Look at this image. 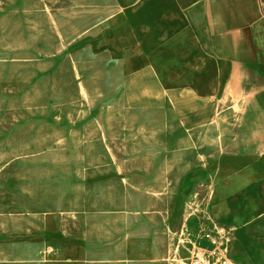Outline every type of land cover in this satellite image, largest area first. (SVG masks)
I'll return each mask as SVG.
<instances>
[{
  "label": "rangeland",
  "instance_id": "rangeland-1",
  "mask_svg": "<svg viewBox=\"0 0 264 264\" xmlns=\"http://www.w3.org/2000/svg\"><path fill=\"white\" fill-rule=\"evenodd\" d=\"M120 3L0 0V264H264L201 180L240 120L180 130Z\"/></svg>",
  "mask_w": 264,
  "mask_h": 264
},
{
  "label": "crops",
  "instance_id": "crops-1",
  "mask_svg": "<svg viewBox=\"0 0 264 264\" xmlns=\"http://www.w3.org/2000/svg\"><path fill=\"white\" fill-rule=\"evenodd\" d=\"M116 1L141 2V61L156 66L151 81L180 130L240 120L231 133L241 143L223 144L201 180L213 189V221L264 241V0Z\"/></svg>",
  "mask_w": 264,
  "mask_h": 264
}]
</instances>
